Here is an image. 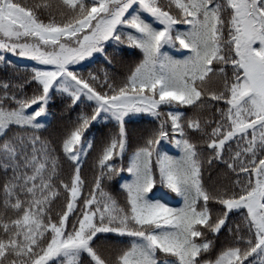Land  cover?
Instances as JSON below:
<instances>
[{
	"label": "snow or ice",
	"instance_id": "obj_1",
	"mask_svg": "<svg viewBox=\"0 0 264 264\" xmlns=\"http://www.w3.org/2000/svg\"><path fill=\"white\" fill-rule=\"evenodd\" d=\"M109 46L142 59L119 81L77 70L111 64ZM0 53L39 65L0 77V264H264V0H0ZM57 95L90 109L58 143L39 135ZM136 114L158 125L129 151ZM98 122L114 130L85 194ZM214 162L226 182L206 185ZM121 173L123 199L105 186ZM157 184L181 205L151 198ZM107 234L130 242L97 243Z\"/></svg>",
	"mask_w": 264,
	"mask_h": 264
},
{
	"label": "trees",
	"instance_id": "obj_2",
	"mask_svg": "<svg viewBox=\"0 0 264 264\" xmlns=\"http://www.w3.org/2000/svg\"><path fill=\"white\" fill-rule=\"evenodd\" d=\"M30 3L36 2V0H29ZM50 3L55 6L59 3V0H49ZM169 52L170 55L181 58V51L177 49H165ZM6 56V61L0 62V77L5 76H16L23 78L27 76L33 67H38L36 62L31 61L30 59L17 58L13 54L0 53ZM107 55L112 59V63H106L104 56L97 54L94 59H91L90 62L82 64V67H78V71H83L85 74L88 71L102 72L106 70L109 74L114 77L117 81L123 79L124 76L128 74L130 69L135 66L136 63L142 59V53L139 49L131 48L128 46H121L119 49L109 46L107 49ZM31 88H26V91L31 93ZM89 111V106L87 104H78L76 106H70V101L66 98L60 96L53 97L52 102L48 108V115L42 121L45 125V128L41 130L39 135L42 138H49L53 142H59V139L63 131L70 126V124L75 120L76 116L82 111ZM184 111L187 115H192L195 110L191 108H185ZM203 117H208L210 114L205 111L200 113ZM158 125V121L154 120L152 117L141 114L137 117H132L126 120V129L129 135V151L134 147L143 142V138L146 137L152 129ZM114 130V125L109 123L105 124L103 122L96 123L88 133L90 138H95L96 150L89 152L87 158L82 164L81 175L85 180V194L88 189L91 187L94 176L98 174V169L94 167L97 153L101 142L104 141L107 136ZM192 139L194 142L202 143L200 137L196 134H193ZM171 146V150H167L169 154L178 155V151L174 148L173 145L168 143H163L162 147ZM170 149V148H169ZM202 156L207 157L210 155L203 148L201 149ZM68 164H64L65 175L68 171ZM224 165L214 162L211 166L207 163L204 164L203 178L206 185L215 184L217 182L223 181L226 182L224 176ZM234 178V177H230ZM127 179H130L127 173H121L117 176H114L110 181H106L105 186L107 190L111 191L113 195L117 196L119 199H123V192L120 189V185ZM163 190L164 195H159L158 191ZM153 199H160L164 196L163 202L168 203L170 206L179 207L182 203V200L177 197L174 193H171L168 189L157 184L153 189V192L150 194ZM56 210H59V203L54 206ZM232 219L238 220V216H233ZM227 239V229L223 230L219 234L218 245L219 243L224 242ZM130 241L128 238H116L113 234L101 235L100 240L97 243H103L104 245H114V246H123L128 244Z\"/></svg>",
	"mask_w": 264,
	"mask_h": 264
},
{
	"label": "rangeland",
	"instance_id": "obj_3",
	"mask_svg": "<svg viewBox=\"0 0 264 264\" xmlns=\"http://www.w3.org/2000/svg\"><path fill=\"white\" fill-rule=\"evenodd\" d=\"M6 54H12V53H6ZM13 55H15V54H13ZM17 58H23V59H28V58H25V57H19V56H17V55H15ZM90 60H91V58H90ZM37 65V64H36ZM37 66H39V65H37ZM139 115H141V114H136V115H133L132 117H136V116H139ZM145 115H147V114H145ZM163 148V150L164 151H167V150H171V146H165V148L164 147H162ZM170 148V149H169Z\"/></svg>",
	"mask_w": 264,
	"mask_h": 264
}]
</instances>
